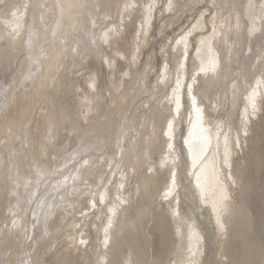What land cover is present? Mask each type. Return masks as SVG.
Listing matches in <instances>:
<instances>
[{
    "label": "snow or ice",
    "instance_id": "obj_1",
    "mask_svg": "<svg viewBox=\"0 0 264 264\" xmlns=\"http://www.w3.org/2000/svg\"><path fill=\"white\" fill-rule=\"evenodd\" d=\"M0 74V264H264V0H0Z\"/></svg>",
    "mask_w": 264,
    "mask_h": 264
},
{
    "label": "bare ground",
    "instance_id": "obj_2",
    "mask_svg": "<svg viewBox=\"0 0 264 264\" xmlns=\"http://www.w3.org/2000/svg\"><path fill=\"white\" fill-rule=\"evenodd\" d=\"M181 2H183V0H181ZM225 2H227V0H225ZM167 16H168V13H165L163 18L161 17L159 12H156L154 14V21H153V27H152V33H151L152 39L150 40L149 44L145 46L144 48L145 55L143 58L146 59L147 55L154 54L153 63L155 65H160L161 69H162L163 61L160 58L159 50H160V47L162 46L163 39L160 36V28L162 25L168 23L166 19ZM190 22H194L192 21L191 15L187 17L181 16L180 19L175 20V31L173 30V26L171 24L166 29L167 35L169 37L171 35H175L177 32L181 30V28L187 27ZM133 32H134V25L130 24L128 27V38L129 39H131ZM190 63L191 62L189 61V64ZM151 75L155 76V69L153 70ZM3 79H4L3 75L0 74V82H3ZM171 82L174 85V78ZM155 83L156 81L155 79H153V84ZM164 87H165V84L160 85L161 95L163 94ZM168 91L170 94L171 89L169 88ZM177 127L182 128L185 134V131L187 130L186 119L183 125H177ZM260 129H261V124L258 123L256 125L257 138L255 139V141L250 140L249 149L245 150L244 155L248 157L249 159H251L252 157H256V158L259 157V153L261 151V145L259 143ZM177 139L179 140V132H177ZM180 143L182 145V140L180 141ZM254 180H255V185H256V195L254 199L248 200V204L250 205V211L253 213L252 219L254 220V226H255L254 237H255L257 244H259L261 241H264V198H262L260 194L261 190L264 189V176L261 175L258 169L255 172ZM185 187H187L186 184H185ZM134 215L135 214L133 213V216ZM76 218L77 219L80 218L79 212H77ZM92 222L96 223V221H92ZM198 222L201 225V228L203 229L204 235L206 237L205 255L203 257L204 264H215L216 251H215L214 244L212 243L214 239V234L212 231V226L209 223L208 214L205 213L203 218L200 219ZM239 227H242V225L240 223H237V229H239ZM94 235L95 233L93 232V236Z\"/></svg>",
    "mask_w": 264,
    "mask_h": 264
},
{
    "label": "clouds",
    "instance_id": "obj_3",
    "mask_svg": "<svg viewBox=\"0 0 264 264\" xmlns=\"http://www.w3.org/2000/svg\"><path fill=\"white\" fill-rule=\"evenodd\" d=\"M187 134V130L185 131V135Z\"/></svg>",
    "mask_w": 264,
    "mask_h": 264
}]
</instances>
